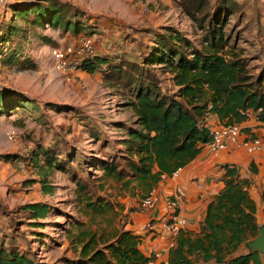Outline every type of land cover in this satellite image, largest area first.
Masks as SVG:
<instances>
[{
	"label": "rangeland",
	"instance_id": "374dc122",
	"mask_svg": "<svg viewBox=\"0 0 264 264\" xmlns=\"http://www.w3.org/2000/svg\"><path fill=\"white\" fill-rule=\"evenodd\" d=\"M34 1L0 0V36L10 26L22 30L0 42V88L28 101L0 115V243L30 252L38 264H74L83 232L111 238L125 230L134 212H141L140 200L131 188L105 178L91 164L114 161L119 169L125 168L128 128H137L136 119L128 96L111 88L101 74L58 68L55 51L75 48L81 35L63 27H33L13 18L14 5ZM60 1L73 6L68 14H75L72 21L96 25L94 35L83 36L92 39L100 52L122 45L141 60L152 44V31L167 27L183 33L195 48L204 47V31L177 0ZM236 1L239 9L226 27L230 43L224 54L228 60L234 55L241 58L247 74L256 79L264 75V0ZM154 71L163 91L175 95L178 88L172 76L161 68ZM89 122L98 137L88 132L84 124ZM12 132L16 137H11ZM65 144L72 157L65 152L62 157H67L71 171L51 173L48 181L53 192L44 194L39 182L43 170L33 162L37 145L57 148ZM5 155L20 159L8 162ZM33 203L48 205V216L32 219L24 206ZM88 203L103 211H94Z\"/></svg>",
	"mask_w": 264,
	"mask_h": 264
},
{
	"label": "trees",
	"instance_id": "16d2710c",
	"mask_svg": "<svg viewBox=\"0 0 264 264\" xmlns=\"http://www.w3.org/2000/svg\"><path fill=\"white\" fill-rule=\"evenodd\" d=\"M177 1L204 31L202 50L195 48L177 29L167 27L164 31H152V44L141 60L133 57L126 46L119 45L113 51L94 49L81 57L78 66L82 73L101 74L111 88L131 100L129 106L137 128H128L129 156L125 158V168L119 169L114 161L95 160L91 164L98 166L105 178L124 182L140 201L165 177H172L195 160L211 141L213 128L234 124L242 127L252 117L264 124V75L253 79L241 58L234 55L228 60L224 54L230 43L226 27L238 13L239 3L236 0H216L212 4L209 0ZM72 8L60 0H37L14 5L13 18L33 27H63L77 36L94 35L96 25L90 26L81 19L72 21L75 14L68 17ZM21 31L19 26H10L0 36V42ZM155 68L172 76L178 88L175 95L163 91ZM24 101L21 95L0 88V115L28 104ZM211 118L219 124L212 125ZM84 125L89 127L88 132L99 136L90 122ZM243 130L253 133L247 128ZM56 146L37 145L33 157L35 167L43 170L39 182L44 194L53 192L48 181L51 173L71 169L67 157H72V151L66 144ZM64 152L67 157H62ZM4 158L8 162L20 159L13 155ZM224 167L225 188L208 205L200 234L181 230L170 249L169 264H264V255L258 252L237 255L243 244L258 235L260 226L256 220V203L249 195L251 182L241 180L237 169ZM80 189L85 190L83 186ZM88 206L103 211L97 204L88 203ZM24 209L35 220L50 213V207L42 203L28 204ZM36 235L41 240V235ZM141 239L130 230L111 238L83 232L77 240L81 249L74 264H148L154 258L142 253ZM0 264L38 263L30 252L1 242Z\"/></svg>",
	"mask_w": 264,
	"mask_h": 264
},
{
	"label": "crops",
	"instance_id": "0c3cea01",
	"mask_svg": "<svg viewBox=\"0 0 264 264\" xmlns=\"http://www.w3.org/2000/svg\"><path fill=\"white\" fill-rule=\"evenodd\" d=\"M210 123L219 124L215 118H211ZM242 128L264 136V124L253 117ZM226 165L237 169L241 180L251 182L249 195L257 206L256 220L259 226L264 225V152L250 154L233 145H228L222 151L211 152L208 146H204L195 160L176 175L165 177L155 187L159 197L156 208L149 213L134 212L132 221L124 228L142 237L139 248L145 256L160 254L155 264L161 260L168 261L176 237L163 230L162 224L170 216L171 201L177 202L180 215L187 221L182 230L193 235L200 234L208 205L225 188ZM245 253L249 251L243 244L237 255Z\"/></svg>",
	"mask_w": 264,
	"mask_h": 264
},
{
	"label": "built area",
	"instance_id": "2783aa9c",
	"mask_svg": "<svg viewBox=\"0 0 264 264\" xmlns=\"http://www.w3.org/2000/svg\"><path fill=\"white\" fill-rule=\"evenodd\" d=\"M76 47L69 48L66 52L55 51L54 55L57 57L56 63L59 69L69 72L78 71L81 57L94 51V41L89 37L81 36ZM11 137H16L14 132H12ZM228 145L245 149L250 154L263 153L264 136L244 132L243 128L236 124L217 126L213 128L212 139L207 145L209 150L211 152L222 151L226 149ZM177 173L178 171L174 175ZM158 202V194L153 189L148 197L140 201L139 207L141 212L149 213L151 210L156 208ZM169 211L170 216L163 222L162 228L173 237H177L179 232L186 227L187 221L180 215L176 201H171L169 203ZM153 258L154 259L148 264H155L156 260L160 258V254L153 255ZM159 264L169 263L168 261L161 260Z\"/></svg>",
	"mask_w": 264,
	"mask_h": 264
},
{
	"label": "water",
	"instance_id": "95a60500",
	"mask_svg": "<svg viewBox=\"0 0 264 264\" xmlns=\"http://www.w3.org/2000/svg\"><path fill=\"white\" fill-rule=\"evenodd\" d=\"M245 247L250 254L258 252L264 255V225L259 228L258 235L254 239L245 243Z\"/></svg>",
	"mask_w": 264,
	"mask_h": 264
}]
</instances>
